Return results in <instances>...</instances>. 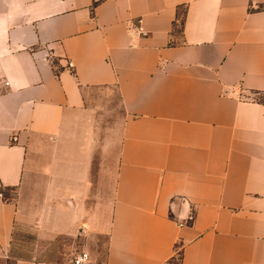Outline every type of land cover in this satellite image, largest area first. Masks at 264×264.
<instances>
[{
	"label": "crops",
	"instance_id": "1",
	"mask_svg": "<svg viewBox=\"0 0 264 264\" xmlns=\"http://www.w3.org/2000/svg\"><path fill=\"white\" fill-rule=\"evenodd\" d=\"M0 192V264H264V0H0Z\"/></svg>",
	"mask_w": 264,
	"mask_h": 264
},
{
	"label": "rangeland",
	"instance_id": "2",
	"mask_svg": "<svg viewBox=\"0 0 264 264\" xmlns=\"http://www.w3.org/2000/svg\"><path fill=\"white\" fill-rule=\"evenodd\" d=\"M11 198V195L9 196ZM18 236L14 238L13 245L10 251L4 254V264H32L33 261L38 259H51L55 256H59L55 252H42L35 253V247L38 242L37 238L33 235L32 229H21L18 230ZM74 244V245H73ZM64 245L76 248V242H69V240L64 241ZM51 250V247H48L47 250ZM77 253V252H76ZM76 253H62V256L72 257ZM100 258L104 256V239L101 241V248L99 251Z\"/></svg>",
	"mask_w": 264,
	"mask_h": 264
},
{
	"label": "built area",
	"instance_id": "3",
	"mask_svg": "<svg viewBox=\"0 0 264 264\" xmlns=\"http://www.w3.org/2000/svg\"><path fill=\"white\" fill-rule=\"evenodd\" d=\"M67 67L68 68H72L73 67V63L70 62V61L67 62ZM253 100L260 101L261 99L253 97ZM0 196L4 198L2 192H0ZM192 219H193V215L190 214L189 217H188V220L191 221ZM88 262H89V257H88V254L86 252L76 253L71 258V264H88Z\"/></svg>",
	"mask_w": 264,
	"mask_h": 264
},
{
	"label": "trees",
	"instance_id": "4",
	"mask_svg": "<svg viewBox=\"0 0 264 264\" xmlns=\"http://www.w3.org/2000/svg\"><path fill=\"white\" fill-rule=\"evenodd\" d=\"M182 25V19L177 18V21L175 22L174 26L176 30H179ZM4 199H9V196L7 194H3Z\"/></svg>",
	"mask_w": 264,
	"mask_h": 264
}]
</instances>
